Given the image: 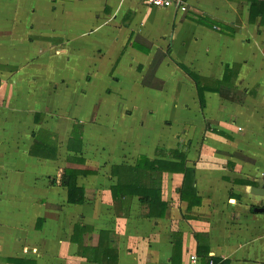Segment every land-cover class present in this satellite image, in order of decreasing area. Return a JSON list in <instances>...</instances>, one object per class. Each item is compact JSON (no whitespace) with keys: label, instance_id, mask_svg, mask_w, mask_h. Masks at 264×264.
Here are the masks:
<instances>
[{"label":"crops","instance_id":"obj_1","mask_svg":"<svg viewBox=\"0 0 264 264\" xmlns=\"http://www.w3.org/2000/svg\"><path fill=\"white\" fill-rule=\"evenodd\" d=\"M188 2L0 0V264H264V16ZM174 150L200 203L170 170L164 216L114 200V166Z\"/></svg>","mask_w":264,"mask_h":264},{"label":"trees","instance_id":"obj_2","mask_svg":"<svg viewBox=\"0 0 264 264\" xmlns=\"http://www.w3.org/2000/svg\"><path fill=\"white\" fill-rule=\"evenodd\" d=\"M251 12L250 19L254 20L255 15L260 14L264 16V0H250ZM171 52L170 50L168 53ZM162 57H155L151 65L154 71L160 63ZM181 66V65H180ZM188 72L197 83L199 76L194 72L188 70L186 67L181 66ZM222 84V82H219ZM219 89V88H218ZM220 92L223 91L220 89ZM203 101V93H200ZM77 130L74 129L72 135L75 136ZM172 154L177 156L180 160L178 162L149 160L147 157L142 156L140 161L135 166L130 165H116L114 172L118 174V181L112 186V196L114 200H123L133 194L141 197L143 202L148 203V215L155 217H162L166 213V203L161 199L160 181L156 179L157 172L165 170L184 172L185 177L181 188L179 189L181 198L189 201V206L200 203V197L197 195L194 183V169L185 166V155L178 150L172 151ZM67 179L65 184L68 187V201L71 203H82L85 200V193L83 187L77 184L78 170L66 169ZM194 197V201L190 198ZM112 257V255H110ZM111 262L112 259H106Z\"/></svg>","mask_w":264,"mask_h":264},{"label":"built area","instance_id":"obj_3","mask_svg":"<svg viewBox=\"0 0 264 264\" xmlns=\"http://www.w3.org/2000/svg\"><path fill=\"white\" fill-rule=\"evenodd\" d=\"M148 5L157 8H174L186 12L189 8L188 0H146ZM200 258L197 254L189 256L187 264H199Z\"/></svg>","mask_w":264,"mask_h":264}]
</instances>
